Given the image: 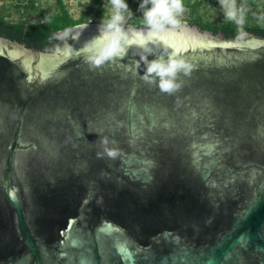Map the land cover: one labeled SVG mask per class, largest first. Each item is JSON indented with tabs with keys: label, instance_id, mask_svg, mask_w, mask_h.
<instances>
[{
	"label": "water",
	"instance_id": "95a60500",
	"mask_svg": "<svg viewBox=\"0 0 264 264\" xmlns=\"http://www.w3.org/2000/svg\"><path fill=\"white\" fill-rule=\"evenodd\" d=\"M125 30L99 64V23L0 36V264H264V36Z\"/></svg>",
	"mask_w": 264,
	"mask_h": 264
},
{
	"label": "trees",
	"instance_id": "16d2710c",
	"mask_svg": "<svg viewBox=\"0 0 264 264\" xmlns=\"http://www.w3.org/2000/svg\"><path fill=\"white\" fill-rule=\"evenodd\" d=\"M138 2L140 3L141 0L135 3L128 0L133 13H135L136 5H139ZM180 2L187 13V21L198 25L202 30L207 29L215 34L223 32L226 37H234L240 30L264 36V0H243L239 5L241 15L232 14V19H227V14L210 19V16L206 14L205 10L214 9L219 4V0H180ZM56 3L57 10L53 13L45 12L33 0L30 4H17L16 10L20 13L18 20L10 19L12 11L6 5H1L0 36L18 41L28 47L36 46L43 51H53L62 46L65 40L71 41V36L62 39L58 36V32L88 22L89 13L85 12L79 18H74L63 0H56ZM250 9L252 12L248 11ZM179 14L180 12L174 11L173 18L176 19ZM109 15L102 10L96 22L102 25L103 16L107 19ZM32 16L35 17L30 19ZM126 17L130 16L126 14ZM132 20L137 25H146L138 15H134Z\"/></svg>",
	"mask_w": 264,
	"mask_h": 264
},
{
	"label": "clouds",
	"instance_id": "9594fccd",
	"mask_svg": "<svg viewBox=\"0 0 264 264\" xmlns=\"http://www.w3.org/2000/svg\"><path fill=\"white\" fill-rule=\"evenodd\" d=\"M223 4V0H221ZM112 11L107 19L102 18L101 24L108 42V46L95 58L97 64L112 57L114 54H123L122 43L128 42V34L125 30V20L127 16L133 15L129 7L128 0H111ZM138 10H142L144 23L148 26L149 36L155 35L168 25H175L178 21L173 18L174 11H182L183 5L180 0H141ZM227 19H232V13H227ZM129 31H134L129 29ZM137 42L144 44V39L136 33ZM150 52L151 49L149 48ZM146 62L145 79L155 80L159 78V87L165 91H172L179 87L176 81L177 74L183 70L188 72L191 65L183 58H177L175 54H170L168 58H157L151 61L144 57ZM154 74V75H152ZM106 143V142H105ZM109 155H116V149H106Z\"/></svg>",
	"mask_w": 264,
	"mask_h": 264
},
{
	"label": "rangeland",
	"instance_id": "374dc122",
	"mask_svg": "<svg viewBox=\"0 0 264 264\" xmlns=\"http://www.w3.org/2000/svg\"><path fill=\"white\" fill-rule=\"evenodd\" d=\"M32 0H0V6L6 5L12 11L10 19L18 20L20 18V13L16 10V5L21 3H29ZM35 4L39 6V8L43 9L47 13H53L57 10L56 0H33ZM70 13L74 18H79L83 13L88 12L90 19L86 23H97L96 20L98 15L102 10L105 11V14H110L112 11L111 0H63ZM137 0H132V3H135ZM243 0H223V4L221 0H219V4L214 9L205 10L206 14L210 16V19L213 17H217L221 14H227L231 12L237 16H240V3ZM139 3V2H138ZM21 10V9H20ZM252 12V10H248ZM134 14L130 17H126L125 25H133V17L134 15H138L140 20H143L142 10H138V5H136L134 9ZM180 14L176 17L178 22H188L187 21V13L183 9L182 11H178ZM35 16H32L30 19H33ZM175 17V16H174Z\"/></svg>",
	"mask_w": 264,
	"mask_h": 264
}]
</instances>
